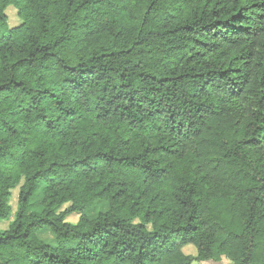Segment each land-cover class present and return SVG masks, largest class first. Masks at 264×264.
<instances>
[{"label": "trees", "instance_id": "16d2710c", "mask_svg": "<svg viewBox=\"0 0 264 264\" xmlns=\"http://www.w3.org/2000/svg\"><path fill=\"white\" fill-rule=\"evenodd\" d=\"M3 223L0 264H264V0H0Z\"/></svg>", "mask_w": 264, "mask_h": 264}, {"label": "rangeland", "instance_id": "374dc122", "mask_svg": "<svg viewBox=\"0 0 264 264\" xmlns=\"http://www.w3.org/2000/svg\"><path fill=\"white\" fill-rule=\"evenodd\" d=\"M13 13H14V9L12 6L7 8V14H8V28H11L13 26H16L15 21L13 20ZM17 18V17H16ZM15 20H18V18ZM42 188V187H41ZM41 191V190H40ZM41 194L38 192L32 199L30 202V207L28 209V212H34V211H40L41 210ZM15 201H16V191L13 192L12 195V206L14 208L15 206ZM108 209V205L104 202H96L91 208H89L86 211V215L89 218H95L99 213H103L105 211H107ZM76 216L72 215L70 217H67V221L69 222H74L76 220ZM6 223H3L0 225V228H5L6 227ZM37 236L40 240H42L43 242L50 244L51 246H54L55 244V239H54V235L48 230V229H43L41 231H39L37 233ZM190 246H188L186 249H184L185 254H189V255H195V250L193 248H189ZM193 264H232L229 260H227L226 258L222 257L220 261L216 262V261H206V262H194Z\"/></svg>", "mask_w": 264, "mask_h": 264}]
</instances>
